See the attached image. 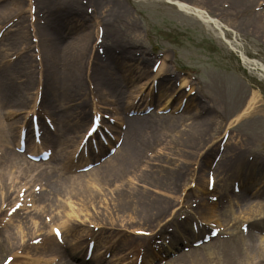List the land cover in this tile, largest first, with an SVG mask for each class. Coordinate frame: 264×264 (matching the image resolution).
<instances>
[{
    "label": "rangeland",
    "instance_id": "rangeland-1",
    "mask_svg": "<svg viewBox=\"0 0 264 264\" xmlns=\"http://www.w3.org/2000/svg\"><path fill=\"white\" fill-rule=\"evenodd\" d=\"M5 1H0V9L6 3ZM36 1L38 5L36 14L33 13L29 16L28 0H23L21 15H11L8 22L16 18L18 21L22 19L24 29L30 31L29 28H32V25H35L38 21V23L43 22L38 25L43 32L50 30V21H45V9L43 8L48 2L46 0ZM122 1L128 8L131 19H134L137 23V28L130 29L125 26L124 21L118 22L115 29H113L116 32L113 39H122L128 42V48L136 50L137 55L139 49H143V56L149 58L146 63L149 72H151L150 65L153 62L167 55L168 72L174 73L170 77L173 87L178 88L179 77H185L191 82L193 88L191 90L189 88V90L181 89L186 94L190 92L191 96H183V94L182 97L180 96L183 104H180L179 110H174V115L180 113L181 107L185 104V101H188L189 97L201 96L206 108H203L202 103L198 101L197 111L209 110L205 124L207 127L209 126L207 138L199 144L184 147L179 136L177 137L170 130H162L164 134L158 136L162 137L161 142L154 146L149 143L148 146L142 145V148H137V152L132 155L133 158L125 159L121 167L115 169L114 174L109 177V182L97 181L94 183L96 178L93 173L81 175L80 179L91 182L90 197L83 195L82 191L70 193V189L57 190L44 179L31 180L23 172V167L15 164L10 166L9 168H12V170L6 169L7 174H5L9 178L6 185H9L10 189L8 191L4 190L2 183H0V244L3 246L0 252V262L6 255L20 251L18 256L15 257L14 264H34L33 261L28 262L30 256L39 258V260L47 259L49 260L48 264H61L66 259L77 264H136V257L137 259L141 257L142 260L150 257L152 259L150 264H165V260L159 256L165 255L163 254V248H170L174 237L169 234L171 239L168 244H171L157 249V243L154 242L156 234H158V237L165 233L175 234L176 220L188 221V227H191V217L178 220V216L187 214L185 207H191L196 212H194L195 214H199L201 207L204 204L206 206V203H204L206 200L205 194L196 193V191L199 188H204L205 175L209 169L212 170L215 176L217 191H226L225 187L231 189L230 176L238 173L248 183V194L250 195L245 196L241 202L233 199L230 210L231 218L225 214L226 207L220 206L214 208L216 209L214 216L209 214L206 216L205 214L207 219L218 221L222 228L226 227V230L228 229L227 231L224 229L210 240L194 246L192 245L194 239L188 237L197 238L202 236L203 233L199 227L194 228L192 235L190 234L187 237L188 239L182 237L184 239L182 243L184 249L181 250V245H177V248H171L174 255L168 257L166 262H169V264H237L236 262L231 263L230 259L227 262L222 250L232 245L225 244L224 240L229 241V239L232 240L242 235H245L243 238L247 239V244H260L261 253L264 254V227L254 229L249 226L253 221H259L262 218V215L254 214L250 207L257 206L255 209L259 210L262 208L261 202H264L263 194L252 196L254 191L259 193L264 191V73L253 63L250 64L254 60L256 63L259 62L264 65V29L246 28L245 24L237 19L220 15L218 9L209 6L206 7L207 10L219 21L217 26L213 24L207 26L197 16L179 10L176 5L166 0ZM88 4L85 5L86 8ZM59 6L61 5L59 4ZM259 6L258 4L257 7L259 8ZM260 7H264V3ZM105 9L102 6L98 10V15L92 18L87 15L81 16V24L86 26V32H89V48L97 42L96 37H94L97 22L103 21L102 19L110 22L111 17H113V13L110 14V11ZM35 16L38 19L36 18L33 23V17L35 18ZM8 22L5 24L7 25ZM101 25L98 28H102L104 35V28ZM5 28L8 30L6 38L13 42L14 49L25 51L28 49L32 53L31 46L35 42L31 31L30 37L32 38L21 41L20 39L17 40L16 34L10 31V28L14 29L15 26ZM78 31L76 29L69 33V29H67V33L61 36L60 41L67 40ZM24 43L27 44L21 49L20 45H25ZM106 43H110L108 38H106ZM28 44L29 47H27ZM131 45H134V47ZM5 48L6 45L2 43L0 52L5 51ZM240 53L245 62L241 61ZM8 59L15 60V55L13 54ZM88 59L83 62V74H87L89 70L91 57L89 56ZM14 60H12V63ZM41 73L43 74V70ZM41 73H35L34 87L28 89L31 92L30 106L17 112L9 108V104L0 107V115L5 114L6 116L4 123L14 125L18 118L25 116L27 119L26 125L30 126V113L27 114L24 111L30 109L33 103L35 106L38 105L35 102V96L38 87L41 86ZM20 79L21 81L16 78L17 84H21L22 79L27 80L25 77ZM145 80V77L137 78L129 82L125 89L129 93V91H135L141 86L140 92L149 93L146 87L147 84L142 87ZM81 82L83 93L81 97H84L86 93L87 102L91 103L93 97L92 94L88 95L85 75ZM39 91L41 92L40 89ZM155 92L157 93L156 88L153 89V93ZM252 92L259 94L257 100L254 101V105L248 112L240 114L236 118L239 112L241 113L243 109L248 107V100ZM61 93L62 91H60V95ZM167 97L162 95L157 100L156 95V100H152V104L163 103ZM68 100H66L67 103H72ZM163 106H166L169 111L159 119L160 124L168 119L165 116H169V112L176 106V102L175 105H164L163 103ZM195 109L189 105L183 110V113L186 111L185 115H190L196 111ZM72 111H74V107ZM108 112L112 113L109 110ZM202 114L204 113L202 112ZM45 117L48 116L43 115L42 118L38 119L41 125L52 133L51 130L55 127L54 122L50 120L51 126H48ZM149 118L150 122L151 117ZM89 120L90 112L87 113V120L84 124L74 130L77 137L84 132ZM230 122H232V125H229ZM56 132L62 133L61 130H56ZM225 134H227V138L221 144L220 140ZM14 141L12 143L15 144ZM46 144L51 147L55 146L52 142ZM3 146H6V142L0 137V171L3 162H6L5 158H7V156L1 155L2 152H11V149L15 148V145H11V149H6ZM32 146L33 142L30 143L29 148ZM124 146L123 142L117 150L121 149L122 151ZM218 146L220 151L216 153ZM159 147L161 148L159 149ZM69 149L73 150V147H69ZM158 150L161 153L160 155ZM208 151L211 152L205 164V162L203 163V156ZM62 153L58 150V154ZM104 153H107V148ZM62 155L67 156L69 169L73 172L77 169L73 165L78 166L84 163L83 161H72L75 157L73 151ZM218 156L215 165L212 166L213 158ZM249 157H252V159ZM247 159H251V161H247ZM250 165L253 166L251 169L256 174L255 176L260 179L256 184H254L251 175H246ZM54 177L60 183L69 179V176L61 171H58ZM23 178L28 181L27 185L30 190L24 191V200L22 201L17 192L19 188L24 189L25 187L18 185L14 190L10 184L15 185L20 179L24 181ZM175 178L180 181L177 180L176 182ZM193 180L195 188L191 187L188 194L185 195V205L182 208L175 209L174 206L179 201L177 196H179L182 189L191 185ZM33 192L36 195H33ZM48 192L49 197L44 196V201L39 199L38 196L43 197ZM123 197L125 200H123ZM180 197H182L181 200L184 199V193H181ZM18 202L22 203L20 207L22 209L16 211V208L14 209L12 206ZM194 204L196 205L193 207ZM208 208L213 209L212 206ZM233 211L238 212L240 216L236 218ZM46 215L53 220V222L47 220V225L42 223ZM242 215L247 218L240 219ZM170 217L172 218L170 219ZM229 220L232 221L228 222ZM242 222H245L246 226L248 225L247 231L242 230ZM52 223L57 225L62 223L64 226L65 242L63 244L56 243L54 237L50 234ZM193 223L195 224V222ZM204 226L207 228V225ZM136 228H141L146 232H155V234L138 235L135 234ZM248 233H253L255 237L249 238ZM32 234L34 235L32 236ZM37 235L43 237L42 241L31 243V238ZM48 237H51V240ZM88 238L97 243L91 260L83 262L82 258L72 257L69 250L74 249V252L75 250H81ZM12 240L16 241L13 242L14 251L8 249L10 246L7 245L8 241ZM108 249L114 250V253L117 256L120 255L121 258H104V251H108Z\"/></svg>",
    "mask_w": 264,
    "mask_h": 264
},
{
    "label": "bare ground",
    "instance_id": "bare-ground-1",
    "mask_svg": "<svg viewBox=\"0 0 264 264\" xmlns=\"http://www.w3.org/2000/svg\"><path fill=\"white\" fill-rule=\"evenodd\" d=\"M22 1L23 0L5 1L6 3L3 4L2 9H0V27L10 20L9 17L11 15H21L23 11ZM166 1H171L170 3L175 4L178 9L183 12L191 13L197 16L207 26L211 24L214 26L219 25V21L207 10L206 7L209 6L214 9H218L220 15H225L228 18L230 16L237 19L241 23L245 24L246 28L264 29V7H260L262 3H264V0ZM46 2L48 3L45 4V2H43L45 5H42L45 9L44 19L45 21H50L51 27L49 26L50 30L43 32L40 26H34V34L38 36V43L36 44L37 51L34 50L35 45H32L31 49L33 48L35 53H30L28 49H26L25 53L22 50L14 49L13 42L9 41L5 34L2 35V38H0V43L6 45L5 51L0 52V107L9 104L8 107L14 112H17L20 109H25L27 106H30L29 99L31 98V92L28 89L34 87L35 73H41L43 70V74H40V80L42 90L41 101L44 105L40 107L55 115L57 129L62 132L61 135L59 134L58 136L56 145H60L61 150L69 153L71 151L69 147H75L77 143L78 137L76 133H74V130L79 126H82L87 120V113L89 112L91 106L87 102L86 93L84 97H81L83 94L81 79H84L85 75L87 79V90L91 93L95 92L96 97L98 98H95L94 100L96 108L102 107L100 106L102 104H111L113 106L115 105L117 111H127V115L125 117L116 118L118 121L120 119L121 123L125 120V136L124 141H122L125 146L122 151L121 149L117 150L99 166L94 167L87 172L95 175L96 180L94 183L97 181L109 182V177L114 174L115 169L121 167V164L125 161V159L133 158L132 155L137 152V148H142V145L148 146L149 143L152 144L151 146H154L161 142L162 137L158 136L164 134V129L170 130L172 133L177 135V137L179 136L181 139L180 142L184 147H191L192 144H199L206 140L209 126L207 127L205 124L207 122L206 116L209 113V110L203 109V111H197L199 102L202 103L203 108H206V105L203 104L205 102L202 100L201 96H196V98L189 97L182 111L179 114H173L174 110L178 109L181 103V99L179 97L183 94V91L180 88H184L188 83L191 86V82L187 78L181 77L179 88L173 87L171 79L166 78L165 76H169L171 74L168 72V66L166 63L167 55L162 57V61L160 62L157 71L152 74L147 69L146 63L149 58L147 56H143V49H139L140 51L137 55L136 50H130L128 48V42H125L122 39H113L116 34L113 29H115L117 25L116 23L118 22L124 21L125 26L130 29L137 28V23L134 19H131L128 8L122 0H46ZM32 3L34 2L32 1ZM59 4L61 6H59ZM86 4H88V9L92 11L91 14L87 13ZM258 4L260 5L259 8L257 7ZM31 5L32 4L28 5L29 10ZM35 5V8H37L38 5L36 3ZM102 6L109 10L110 14L113 13V17H111L110 22H107L104 19H102L103 21L97 22L99 25L102 24L101 26L104 28V35L100 44H97L95 47L91 45L89 48V32H86V26L81 24V16L87 15L91 18L95 17L98 15V10ZM99 25H97V27ZM12 26H15V28H10V31L16 34L17 40L20 39L21 41H24L27 38H31L29 30L24 29L22 19L14 22ZM67 29H69V33L76 29H78L80 33L78 31V33L71 35L67 40L62 42V40L60 41V38L62 35L67 33ZM6 32H8V30H6L5 33ZM98 32L99 29H96L94 37L98 36ZM106 38H108L110 43H106ZM26 44H21V49H23ZM131 46L134 47V45ZM27 47H29V44ZM100 47H103V50L99 51ZM16 53H18L17 58L13 63H10L7 58ZM34 55H38L39 59L36 60V56L34 57ZM89 56L91 57L90 67H88L89 70L87 71V74H83V62H85V59L89 60ZM252 63L257 65L254 60L250 62L251 65ZM152 65L150 66L152 67ZM23 77L27 80L24 81L22 79L21 84H17L16 78H19V81H21L20 78ZM144 77L146 80L143 82L142 87L147 84L146 87L151 92L154 87H156L158 97L157 100H159V97L164 95L168 96L165 102H163L164 105H168L170 103L175 105L176 102V106L172 108L171 112H169V116H165L168 119H166L163 124L159 123V119L162 115H157L158 110H164L165 107L163 106V103L157 105L158 110L155 109L156 111L147 115H128L130 110H135L141 106H143L144 110L147 105H149V103L146 102L147 94L140 92L141 86L135 91H129V93L125 89L127 88L129 82H132L137 78ZM156 78H158V83L154 86L153 81ZM191 89L193 88H190V90ZM60 91H62L61 95ZM188 95L190 94L188 93ZM258 96V93L252 92V95L248 100V107L243 109L241 113L239 112L236 118H238L240 114L248 112L254 105V101L257 100ZM107 97L110 98L108 99ZM67 99H69L68 101H71L72 103H67ZM189 105L196 108V111L190 115H185L186 111L183 113V110ZM40 107H37V111L39 112ZM73 107L74 111H72ZM31 108L34 109L35 104H33ZM102 108L105 107L103 106ZM96 111L100 110L98 109L94 112ZM24 112H26V110ZM202 112L204 114H202ZM149 117H151L150 122ZM23 118L24 116H21L16 120V124L14 123V125H9L4 123L6 121L5 114L0 115V137L4 139L5 142L16 140L17 144L18 130L20 126L25 123V119ZM236 118H234V120H236ZM230 124L232 125V122H230L229 125ZM181 125L184 126L180 127ZM44 132L45 133L42 136L43 138L50 135L48 130L45 129ZM38 146L39 145L34 146V149ZM132 146L135 148L133 149ZM40 148L41 147H38L33 151H37ZM160 148L161 147H159V149ZM158 153L159 155L161 154L159 150ZM208 153L209 152L205 153L204 160L208 159ZM2 155L7 156V158H5L6 162H3L0 171V183H2V186L6 191L10 189V186L6 185L9 180L8 176H5V174H7L6 169H10L9 167L12 165L14 166L15 164L23 167V172L27 177L30 176V179H32L33 176H36L37 173L39 176L36 179H45L47 183H51L52 187L57 190L70 189V193H73V191H82L81 193H83V195L90 197L89 189H91V182L80 179V176L86 173L70 174L68 175L69 179L61 181V183L53 176L56 175L58 171L67 170V166L64 162L65 158L62 155L59 159L56 158L52 161L50 158L49 161L44 163L28 162L25 158H23L22 154L14 151L6 153L3 152ZM251 168H253L252 165L249 166V174L251 173ZM10 170H12V168ZM252 177L254 178V175ZM21 179L18 180L15 185L10 184L13 186L11 188L16 190L15 188H17L18 185H21L22 187L26 186L28 182L25 180L26 178H23V182H21ZM241 179L242 178H238L240 181ZM255 179L257 181L260 180L255 177L253 180L254 184L257 182ZM175 180L177 182L179 179L175 178ZM246 185V183L243 184V196H245L247 192ZM182 191L184 194L187 192L185 189H182ZM255 195L264 196V191H261L260 193L257 192ZM43 196L49 197V192L48 194L45 193ZM41 199L44 201V197L41 196ZM123 200H125L124 197ZM226 202L227 204H224V207H226L225 210L227 213L225 212V214L231 218L230 210L232 206L228 199H226ZM181 203L184 202L181 201ZM261 203L262 208L259 210L255 209L257 206L254 208L249 206L254 214L257 213L258 216L262 215V218H260L259 221L255 220L250 224L251 228L260 229L261 226L264 227V202ZM175 206L177 207L178 205L175 204ZM207 212H210L211 215L214 216V209L208 208ZM230 221L232 220H229L228 222ZM59 224L61 234L65 233L64 226L62 223ZM33 226L35 227L34 224ZM33 235L34 234H32V236ZM247 236H249V238L255 237L253 233H248ZM243 237L244 235L232 240L229 239L230 242L224 240L225 244H232L231 247H225L222 250L225 254V259L227 258L226 261L228 262V259H230L231 263L236 262L237 264H264V254L261 253L260 244H247V239ZM13 242L16 241L12 240L7 243V245L10 246L8 249L12 251L15 248L13 246ZM2 248L3 246L0 244V252ZM43 262L47 263L49 260L44 259ZM61 264L77 263L66 259Z\"/></svg>",
    "mask_w": 264,
    "mask_h": 264
},
{
    "label": "snow or ice",
    "instance_id": "snow-or-ice-1",
    "mask_svg": "<svg viewBox=\"0 0 264 264\" xmlns=\"http://www.w3.org/2000/svg\"><path fill=\"white\" fill-rule=\"evenodd\" d=\"M5 264H7V261H5Z\"/></svg>",
    "mask_w": 264,
    "mask_h": 264
}]
</instances>
